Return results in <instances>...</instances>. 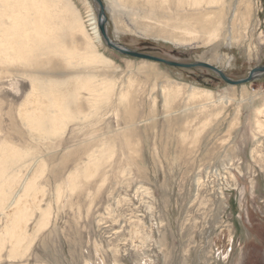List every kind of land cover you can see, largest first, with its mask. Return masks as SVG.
I'll return each instance as SVG.
<instances>
[{"label": "rangeland", "instance_id": "rangeland-1", "mask_svg": "<svg viewBox=\"0 0 264 264\" xmlns=\"http://www.w3.org/2000/svg\"><path fill=\"white\" fill-rule=\"evenodd\" d=\"M102 1L109 36L129 49L207 63L234 81L264 66V0ZM71 2L87 36L77 29L62 45L83 55L90 41L109 64L59 54L31 59L33 67L0 60V151L5 143L29 154L31 167L45 164L37 186L51 212L31 243L36 212L20 255L11 257L7 240L0 264H264V75L230 86L203 67L123 56L96 38L94 3ZM88 76L92 88L113 85L108 99L96 107L82 90L70 107L81 118L50 140L37 138L20 112L34 80ZM193 87L212 96L193 98ZM94 152L104 157L92 159ZM90 160L97 165L88 176ZM0 221L2 230L5 214Z\"/></svg>", "mask_w": 264, "mask_h": 264}, {"label": "bare ground", "instance_id": "bare-ground-1", "mask_svg": "<svg viewBox=\"0 0 264 264\" xmlns=\"http://www.w3.org/2000/svg\"><path fill=\"white\" fill-rule=\"evenodd\" d=\"M218 1L179 0L180 3L189 2L194 7L215 4ZM97 9L98 7L95 8L96 13ZM98 23L97 17L94 34L103 41ZM77 29L87 36L85 26L71 0H0V60L8 63L26 61L27 66L33 67L35 63H31V59L38 60L41 56L59 54L69 63L76 61L85 65L109 64V60L96 52L90 41L87 43L89 51L83 55L64 48L62 45L64 36ZM189 34L191 42L197 38L193 32ZM219 35L218 27L208 31L210 42L218 39ZM91 81L93 80L89 76L75 77L67 82L34 80L33 91L27 101L30 102L31 108L27 103L24 104L20 111L22 119L39 139L50 140L63 133L68 123L80 117L81 113L74 114L70 107L78 100L82 90L91 92L96 107L101 101L108 99L113 85L103 83L99 88H92ZM101 91L105 92L104 99L99 95ZM201 94L212 96L210 91L192 88L193 98H198ZM0 152V213L7 217L6 225L0 230V252L9 240L10 255L14 258L13 256L20 255L21 244L28 239L27 228L36 212L40 213V217L30 233L31 243L48 223L51 215L49 208L45 210L41 208L45 193L44 189L37 186V180L45 173V164L39 161L35 167H31L32 158L27 159L29 154L13 151L12 147L5 143L1 145ZM102 157L104 156L97 155L96 152L92 155V159L95 160ZM95 160H90L84 169L88 176L95 173L93 170L97 165ZM28 169L29 173L24 177L23 172Z\"/></svg>", "mask_w": 264, "mask_h": 264}, {"label": "water", "instance_id": "water-1", "mask_svg": "<svg viewBox=\"0 0 264 264\" xmlns=\"http://www.w3.org/2000/svg\"><path fill=\"white\" fill-rule=\"evenodd\" d=\"M95 7H98L97 9V17H98V21H99V31L102 35L103 38V42L106 44V46L123 55V56H130L133 58H137V59H142V60H148V61H152V62H156V63H163L165 65L168 66H172V67H181V68H195V67H203L206 69H209L213 72H215L225 83H227L230 86H239V85H245L248 83L253 82L256 78H258L261 75H264V66H260V67H256L254 68L249 76L245 79L242 80H231L229 77H227L223 71H221L220 69H218L217 67H214L210 64L207 63H202V62H196L193 64H188V65H184V64H179V63H175V62H169L148 54H143V53H139L137 51H134L132 49H129L123 45H121L120 43L114 41L109 34L107 33V22H108V17L106 14V9H105V5L103 3L102 0H91Z\"/></svg>", "mask_w": 264, "mask_h": 264}]
</instances>
